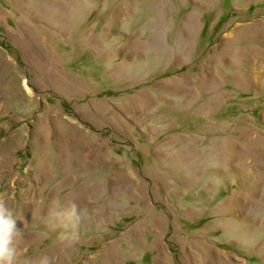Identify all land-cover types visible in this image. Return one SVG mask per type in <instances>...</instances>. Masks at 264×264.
Segmentation results:
<instances>
[{
  "label": "rangeland",
  "instance_id": "rangeland-1",
  "mask_svg": "<svg viewBox=\"0 0 264 264\" xmlns=\"http://www.w3.org/2000/svg\"><path fill=\"white\" fill-rule=\"evenodd\" d=\"M0 194L32 259L264 264V0H0Z\"/></svg>",
  "mask_w": 264,
  "mask_h": 264
},
{
  "label": "clouds",
  "instance_id": "clouds-1",
  "mask_svg": "<svg viewBox=\"0 0 264 264\" xmlns=\"http://www.w3.org/2000/svg\"><path fill=\"white\" fill-rule=\"evenodd\" d=\"M85 212L75 202L65 204L54 200L47 213V226L57 233L60 243L71 246L79 239ZM18 223L21 224L8 206L6 197L0 194V264H53V259L48 255H41L38 259L22 255L18 241L23 229Z\"/></svg>",
  "mask_w": 264,
  "mask_h": 264
},
{
  "label": "bare ground",
  "instance_id": "bare-ground-1",
  "mask_svg": "<svg viewBox=\"0 0 264 264\" xmlns=\"http://www.w3.org/2000/svg\"><path fill=\"white\" fill-rule=\"evenodd\" d=\"M256 77V76H255ZM27 87V89H28V91H30V89H29V87L28 86H26ZM246 204V203H245Z\"/></svg>",
  "mask_w": 264,
  "mask_h": 264
}]
</instances>
